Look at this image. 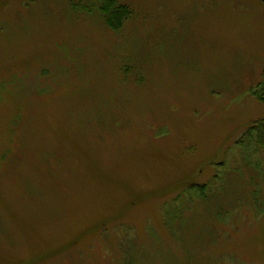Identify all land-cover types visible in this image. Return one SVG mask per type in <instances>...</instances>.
I'll use <instances>...</instances> for the list:
<instances>
[{
    "label": "rangeland",
    "instance_id": "obj_1",
    "mask_svg": "<svg viewBox=\"0 0 264 264\" xmlns=\"http://www.w3.org/2000/svg\"><path fill=\"white\" fill-rule=\"evenodd\" d=\"M114 1L0 0V264H264V1Z\"/></svg>",
    "mask_w": 264,
    "mask_h": 264
},
{
    "label": "trees",
    "instance_id": "obj_2",
    "mask_svg": "<svg viewBox=\"0 0 264 264\" xmlns=\"http://www.w3.org/2000/svg\"><path fill=\"white\" fill-rule=\"evenodd\" d=\"M92 1V0H91ZM103 0L105 7H99L100 12L104 16H107V20L111 23V26H117V22H119L122 18L125 19L126 14L128 16V10L126 7L116 3L114 0ZM96 1L92 5H95ZM264 77V72H263ZM261 89L258 92V98L264 103V81L261 84ZM256 132V144L258 146H264V119L255 122L249 130V133Z\"/></svg>",
    "mask_w": 264,
    "mask_h": 264
}]
</instances>
